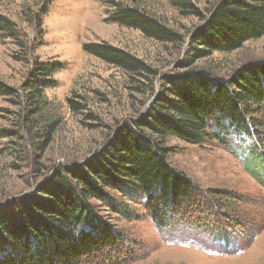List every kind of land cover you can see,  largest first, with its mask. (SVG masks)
<instances>
[{
  "label": "rangeland",
  "instance_id": "rangeland-1",
  "mask_svg": "<svg viewBox=\"0 0 264 264\" xmlns=\"http://www.w3.org/2000/svg\"><path fill=\"white\" fill-rule=\"evenodd\" d=\"M109 1L0 0V15L16 27L15 38L0 32V84L19 90L35 60L57 65L56 84L45 90L46 111L33 130L21 125L30 117L26 102L0 96V130L10 134L0 137V205L106 148L122 123L143 117L167 76L207 70L229 77L264 60V35L232 52L199 57L191 40L202 17L182 15L166 0H120L154 14L178 36L156 41L109 21ZM193 2L207 15L213 0ZM89 42L123 48L156 75L106 63L83 50ZM254 117L264 121V110ZM252 132L200 144L169 136L168 162L194 182L198 202L160 224L143 196L127 199L106 189L112 205L90 201L118 241L82 264H264V160L253 159L251 150L264 130ZM256 148L264 152L263 145Z\"/></svg>",
  "mask_w": 264,
  "mask_h": 264
},
{
  "label": "trees",
  "instance_id": "trees-1",
  "mask_svg": "<svg viewBox=\"0 0 264 264\" xmlns=\"http://www.w3.org/2000/svg\"><path fill=\"white\" fill-rule=\"evenodd\" d=\"M166 1L182 15L202 17L191 40L199 57L232 52L264 35V0H213L207 15L201 14L193 0ZM109 3V21L156 41L178 39L154 14L120 0ZM0 32L11 38L16 35L15 25L2 15ZM82 48L123 71L156 75L123 48L95 42ZM56 67L55 62L35 60L20 91L0 84V96L26 102L30 117L22 127L33 130L43 117L44 93L56 84L52 76ZM263 110L264 60L246 63L229 77L207 70L167 76L143 117L122 123L106 148L83 162L56 169L34 191L0 205V264H82L114 246L118 241L115 229L90 201L112 205L108 188L127 199L143 196L157 223L168 224L167 218L175 213L186 214L198 202L196 185L168 162L166 139L200 144L209 138L224 142L223 135L248 136L252 130L258 134L257 129L264 130V121L254 115ZM46 125L49 134L51 122ZM8 135L0 130V137ZM260 137L251 148L252 158L259 162L264 160V152L256 148L264 146Z\"/></svg>",
  "mask_w": 264,
  "mask_h": 264
}]
</instances>
